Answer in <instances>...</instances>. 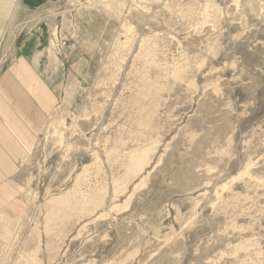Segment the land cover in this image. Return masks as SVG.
<instances>
[{"label":"rangeland","instance_id":"1","mask_svg":"<svg viewBox=\"0 0 264 264\" xmlns=\"http://www.w3.org/2000/svg\"><path fill=\"white\" fill-rule=\"evenodd\" d=\"M19 63L48 101L0 264H264V0H0Z\"/></svg>","mask_w":264,"mask_h":264},{"label":"crops","instance_id":"2","mask_svg":"<svg viewBox=\"0 0 264 264\" xmlns=\"http://www.w3.org/2000/svg\"><path fill=\"white\" fill-rule=\"evenodd\" d=\"M46 91L35 73L13 65L0 79V196L10 197L8 180L36 140L47 107Z\"/></svg>","mask_w":264,"mask_h":264}]
</instances>
